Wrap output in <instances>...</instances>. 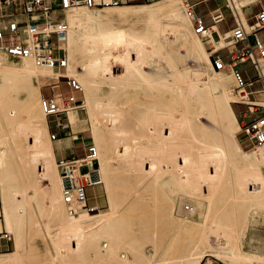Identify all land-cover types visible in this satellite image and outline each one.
Here are the masks:
<instances>
[{"label":"bare ground","instance_id":"bare-ground-1","mask_svg":"<svg viewBox=\"0 0 264 264\" xmlns=\"http://www.w3.org/2000/svg\"><path fill=\"white\" fill-rule=\"evenodd\" d=\"M236 3L233 0L234 7ZM116 6H107L116 13L108 21L102 19V12L87 7L67 10L66 40L54 49L58 56L65 48L69 60L65 72L83 87L79 94L83 105L69 111L70 120L85 125L89 115L93 124L109 195L105 210L94 214L80 210L77 215L66 210L52 135L48 140V119L43 120L46 147L36 130L32 95L40 97L46 82L56 84L62 72L37 64L32 57H13L0 50L5 56L24 59L20 64L0 59V212L4 214L0 226L14 237V250L1 253L0 264H69L90 259L112 264H200L209 254L226 264H264V253L245 249L252 220L264 213V146L245 151L237 140L240 130L232 104L239 95L229 89L234 76L213 69L208 53L225 42L211 33L197 34L180 0L150 7ZM140 21L149 27L143 36L134 28ZM192 58L194 65H190ZM81 62L83 73L77 71ZM140 84L150 96L157 90V95L172 96L174 102L150 101L145 119L136 117L132 107L138 103L127 97L129 88L136 91ZM22 115L27 119H20ZM20 124L30 127L35 156L33 149L25 154L20 150L17 142L24 133ZM3 135L14 142L17 161L13 165L12 150L2 147ZM129 165L142 167L145 174H119ZM164 177L162 185L159 181ZM43 180L48 181L56 228H48L40 237L52 247L47 243L43 252L37 244H29L22 252L26 240L21 229L33 210L28 192L34 190L33 199L46 194ZM224 184L226 199H221L217 194ZM174 186L200 196L209 195V190L216 194L199 206L197 223L191 215L180 217L175 212ZM164 188L171 190L165 193ZM114 189L118 193L113 199ZM145 191L151 197L138 198ZM187 208V214L196 213L191 205ZM192 225L201 228L194 230ZM44 259L51 261L42 263Z\"/></svg>","mask_w":264,"mask_h":264},{"label":"built area","instance_id":"built-area-1","mask_svg":"<svg viewBox=\"0 0 264 264\" xmlns=\"http://www.w3.org/2000/svg\"><path fill=\"white\" fill-rule=\"evenodd\" d=\"M232 13L235 26L222 34L216 27L227 21L222 7H217L209 13L212 23L206 24L203 16L195 11L194 3L187 2L185 11L192 21L195 32L199 35L218 33V40L223 39L224 46L208 49L218 70L230 69L233 73L236 89L239 95L237 104L244 105L239 110L240 133L245 141L254 147L264 146V103L258 100V90H248L256 82H262L264 93V73L260 67L264 61V39L260 31L264 29V8L248 24L241 16L239 9L234 7L233 0H225ZM262 1V0H257ZM123 0H0V50L13 57H32L37 64L45 65L58 71L65 70L68 65L67 52L58 56L54 49L59 42L66 40L68 23L65 20L67 10L87 7L100 8L115 6ZM244 6L243 8H245ZM227 50V53H226ZM241 64H251L257 70V78L246 80ZM66 83L67 95H42L41 108L47 117H57L55 132L51 139L60 138V127H65L64 119L70 110L80 108L83 100L79 94L83 92L80 81L67 73L58 74V82ZM61 82V83H60ZM62 181V199L72 215L80 210L97 211L96 206L89 204V188L103 184L100 177V158L95 143L83 145L81 152L75 151L70 157L56 159ZM86 167L85 172L81 168ZM1 203V197H0ZM14 241L13 234L2 228L0 230V246L2 242Z\"/></svg>","mask_w":264,"mask_h":264},{"label":"rangeland","instance_id":"rangeland-1","mask_svg":"<svg viewBox=\"0 0 264 264\" xmlns=\"http://www.w3.org/2000/svg\"><path fill=\"white\" fill-rule=\"evenodd\" d=\"M163 1H166V0H128V1L121 3L119 6L150 7V6H153V5L158 4L160 2H163ZM197 1H200V0H180L182 10L185 11V4L187 2L194 3ZM225 4H226L225 0H209L206 3L200 4L199 6H201V7H198V11L200 12L201 15L204 16L206 24H211L212 21L208 15L209 10L213 9L215 7H218V6H222L223 11L227 17V21L220 24L218 27L221 31H226L234 25V20L231 16L232 14H231L230 10L225 6ZM119 6H116V7H119ZM261 7H262V3H260V2L253 4V8L255 10H257ZM78 8H84L85 9V7H78ZM90 9H93V11L102 12L104 14L102 19H104L106 21L116 17V13L113 12L114 10L112 7H110V8L100 7V8H90ZM67 12H66V14H67ZM120 25L122 27L124 24H120ZM134 28L141 31L143 34L142 35L140 34V36H143L148 31L149 27L147 26L146 22L140 21V22H137V24L134 26ZM259 34L264 39V29L261 30ZM215 37H216V35H215ZM182 49H184V47ZM64 50H65V48H64ZM226 53H227V50H226ZM67 57H68V53H67ZM0 59L8 60L14 64H20L24 60V59L11 58V57L5 56L1 53H0ZM194 60H195V58H192L190 65L195 64ZM68 63H69V60H68ZM192 67L196 68L197 66H192ZM83 68H85L84 62L77 64V71L79 73H83ZM212 68L214 69L213 63H212ZM241 68L243 70V76L245 77L246 80L254 79L256 77L257 71H256L254 66H251L249 64H241ZM60 72L66 73L65 70L64 71L61 70ZM225 73L233 74V73H231L230 69H227L225 71ZM61 81H63V79H61ZM260 87H262V83L256 82L255 85L248 87V90H256V89H259ZM229 89L235 95V90L237 91V89L235 86L234 78H232V81H230ZM131 90H132V88H129L130 92H129V95L127 98L130 99L132 102L138 103L136 105L133 104L134 105L132 107L133 113L136 117L141 118L143 120L146 117L147 111L151 108L150 106H148V103H150V101L151 102L168 101L169 103L174 102V99L172 98V96L170 98L167 96L168 97L167 98L165 96L163 97V96L157 95V90H152L153 96H150L145 91L142 84H140V87H138V89L136 91H131ZM68 91H69V88L67 87V85L64 81L58 85H53V84L50 85L49 82H46L45 86H43L41 88V92H40L41 96L40 97L35 93L32 95L31 107H32V113L34 116L33 120H34V123L36 124V130L39 133L40 138L42 139V143H41L42 146L43 145L45 147L47 146V141L44 139L45 136L43 134V132L45 131V128L43 127V120L45 118L49 119L50 125L52 127L51 129H49L48 140H50V136L52 135V133L55 132V127L57 124V117L51 116L50 118H48L42 112L41 105H40L42 94L50 95L52 93H55L56 95H60L62 93H65V95H67ZM233 107H234V110L236 112L237 118L239 120L238 112L240 109H242L245 106L241 105V104L233 103ZM80 109H77V110H80ZM71 113L72 112H70L67 115L69 117V119H71V115H72ZM24 116H26V115L24 114ZM20 117H19L20 119H24V120L27 119L26 118L27 116L23 117V115H22ZM61 119H64V123H68L67 117L61 116ZM70 122H71V120H70ZM76 125L77 124H73V122H72V123H69L66 127H60V129H59L60 130V138H61V140L64 141V143L67 142V139L69 140L68 142H73V140L75 139L74 144L72 143L73 144L72 150L77 151V152L78 151L81 152L83 149V145H86L89 143H95V139H94V135H93V131H92L93 124H92L91 119L88 115L87 122L85 123V125H79V124L77 126ZM19 126H21L22 129L24 130V133H22L20 140H18V142H17L21 147L20 150L22 151L23 154H25V153H29V151L31 149H33L32 154L35 156V152L37 149V146L35 143L36 140H34L33 134L30 131V127H28L27 125H21V124ZM48 128H49V126H48ZM238 130H240L239 123H238ZM236 135H237L238 139L239 138L242 139L241 145L243 147V150L249 151V150H252L254 148H257V147H254L253 144H251L250 142L243 140V138H242L243 136L240 133V131H238ZM1 144H2V147L5 146L6 149L12 150V158L10 159L9 162H11L13 165V163H14L13 161L16 162L17 158L14 154V142H12L11 136L8 135L5 137L3 135L1 137ZM51 145L56 148L57 144H56V142H51ZM70 146H72V145H70ZM63 155H66V152L58 153L59 158H61ZM34 156H33V158H34ZM100 156L101 155L99 154V158H100ZM56 165H57V162H56ZM114 165H115V167L117 166L115 163H114ZM16 166H17V168H19V166L17 164H16ZM211 166H213V165H211ZM53 168H54V166L50 164L49 165V171H52ZM86 170H87L86 167L81 168L82 172H85ZM262 170L264 171V166H263ZM119 174L126 175V176L135 175V176L140 177V176L145 174V170L140 166L132 167L131 165H129L126 169L119 170ZM103 176L104 175H102L101 164H100V177H101L102 182H103ZM48 181H49V179H48ZM48 181L43 180V182H42L43 191L46 194L40 195V196L36 197L35 199H33L34 198L33 197L34 190L30 189L28 192L30 199H31L30 202H32L31 204L33 206V210H32V216L26 220L23 228L21 229V231L23 230L25 232L24 238L26 240L23 242L24 244H23L22 252H25L24 248H27L29 244H31V245L37 244L39 247H41L40 249L43 252L45 251V247H46L47 243L50 245L49 247H52V245L48 239L44 240L45 239L44 236L40 237L41 236L40 233H44L47 231L48 228L54 227V223L51 220L50 196L47 193V191L49 189ZM165 181H166V179L164 177V178L160 179L159 183L163 185V183ZM17 182H19V180L15 181V183H17ZM47 187H48V189H47ZM172 188L175 189V192L172 195L174 198V203H175V207H174L175 212H177L180 215V217L181 216L185 217V216L191 215L190 219L194 223H197L199 221V215H198L199 206L202 204L204 205L208 201L207 197H211V196L216 195V194L212 193L211 190H209V192H210L209 195L207 193L203 192L204 190H200L204 194H207L205 196H200L195 192H189L188 191L189 192L188 193L187 189H185L183 187L174 186ZM170 190L171 189H167V188L163 189V191H165V193L169 192ZM112 191L113 192H111L110 194H112V197L114 199L115 195L118 192L116 191V189H114ZM92 192H93L94 197H95L94 206H96L98 208L97 211L91 212L92 214L109 208V200H108L109 195H108L107 190L104 186V183L101 184V186L94 187L92 189ZM0 193L2 194L1 180H0ZM150 194H151L150 191H145V192L139 194L138 198H140L142 200H147L151 197ZM16 195H20V194H16ZM217 195H218V197L220 196L221 199H226V184H224L219 189V192ZM179 197H180V199H179ZM61 198H62V194H61ZM2 199H3V197H1V205H0L1 207L3 205ZM62 201H63V199H62ZM188 205H191L194 208V210H196L195 214H193V213L187 214L188 212L187 213L185 212V209L189 210L187 208ZM1 207H0V209H1ZM66 210H68L67 207H66ZM203 210H204V208H203ZM3 219H4V214L2 216V213H1L0 214V221ZM197 226L201 228V226H199V225H192V227H194V230L196 229ZM2 228H4L3 225L0 226V230ZM54 228H56V227H54ZM200 228H198L196 230H199ZM33 234H35V235L33 236ZM36 234H38V236H36ZM177 234H178L177 229L176 228L172 229V235L175 236ZM30 235H32V237H30ZM27 239L28 240L33 239V240L30 243V241H28ZM2 245H3V247L0 248V254L1 253H9V252L14 250V241H12L11 243L4 241V242H2ZM8 247H9V249H8ZM1 249H4V250H1ZM5 249H7V250H5ZM245 249H246V251L264 253V213L259 214L255 219L252 220V223L250 224L249 229L247 230V233L245 236ZM49 260L44 259V261H42V263H48ZM69 264H112V262L102 261L99 259H90V260H87L85 262H82L81 260H75V261L71 260V261H69ZM200 264H226V263L209 254L202 260V262Z\"/></svg>","mask_w":264,"mask_h":264},{"label":"crops","instance_id":"crops-1","mask_svg":"<svg viewBox=\"0 0 264 264\" xmlns=\"http://www.w3.org/2000/svg\"><path fill=\"white\" fill-rule=\"evenodd\" d=\"M124 2L125 1H128V0H123ZM207 1H209V0H200V1H197V2H194V4H196L195 5V11H196V13L197 14H199V15H201L200 14V12L198 11V7H201V6H199L200 4H203V3H206ZM234 1H236L237 3L235 4L236 6H237V8L239 9V12L241 13V16L247 21V23L248 24H251V23H253L254 22V20H255V17H256V14L261 10V9H263L264 8V0H262V1H260V3H262V7L261 8H259V9H257V10H255L254 8H253V4H255V3H259V1H257V0H234ZM244 6H246L245 8H243ZM218 7H222V6H218ZM227 7V6H226ZM217 7H215V8H213V9H210L209 10V12H208V15H209V13L211 12V11H213L214 9H216ZM228 8V7H227ZM222 9H223V7H222ZM229 9V8H228ZM230 10V9H229ZM230 12H231V10H230ZM232 14V13H231ZM201 16H203V15H201ZM232 16V15H231ZM204 17V16H203ZM209 17H210V15H209ZM205 19V18H204ZM220 25V24H219ZM219 25H217V27H216V31L218 32V33H220V34H222V33H224V32H228L230 29H232L234 26H235V22H234V25L231 27V28H229L228 30H226V31H221L220 29H219ZM217 32H214L213 34H214V36L216 35V39H218V33ZM262 64H264V61H262L261 62V66H262ZM249 65H251V64H249ZM252 66V65H251ZM263 68V70H264V67H262ZM256 69V68H255ZM257 71V70H256ZM257 78V75H256V77L254 78V79H256ZM251 80V79H250ZM262 83V82H261ZM262 88H263V83H262V87H260L259 89H256V90H258V91H260L257 95H256V98L258 99V100H262V101H264V93L262 92ZM42 95H45V94H42ZM233 102H235V101H233ZM232 107H233V104H232ZM233 109H234V107H233ZM234 112H235V110H234ZM235 115H236V112H235ZM236 117H237V115H236ZM48 118H50V117H48ZM68 119H69V117H68ZM67 119V121L69 122V123H71L70 122V119L68 120ZM237 120H238V118H237ZM238 123H239V120H238ZM48 126H49V129H51L52 127H51V125H50V122H49V119H48ZM236 137H237V135H236ZM75 138V137H74ZM243 138V140H245V138L244 137H242ZM238 139V138H237ZM60 140V141H59ZM58 140V142H56V148L53 146V150H54V154H55V157H56V159H58L59 157H58V153H64V152H66V155H63L62 157H70V156H72V154L75 152L74 150H72V148H73V144H74V141H75V139L73 140V142H68L69 140L67 139V142H65L64 143V141L63 140H61V139H59ZM241 138H239L238 139V141H239V143L241 144ZM53 142V141H52ZM73 143V144H72ZM69 144V145H68ZM70 145H72V146H70ZM242 146V145H241ZM243 148V147H242ZM61 157V158H62ZM98 186H101V185H98ZM95 187H97V186H95ZM94 187H91V188H89V190H88V192H89V204L91 205V206H94V199H95V197H94V194H93V192H92V189H93ZM5 228V227H4ZM3 247V245H1L0 246V248H2ZM8 249H9V247H8ZM1 250H4V249H1ZM5 250H7V249H5Z\"/></svg>","mask_w":264,"mask_h":264}]
</instances>
